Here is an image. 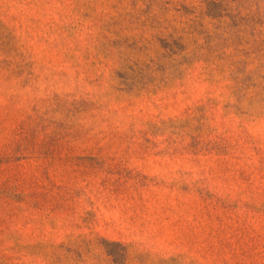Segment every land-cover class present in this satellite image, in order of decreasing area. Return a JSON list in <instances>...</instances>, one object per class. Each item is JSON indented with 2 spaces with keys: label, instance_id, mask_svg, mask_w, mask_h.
I'll list each match as a JSON object with an SVG mask.
<instances>
[{
  "label": "rangeland",
  "instance_id": "374dc122",
  "mask_svg": "<svg viewBox=\"0 0 264 264\" xmlns=\"http://www.w3.org/2000/svg\"><path fill=\"white\" fill-rule=\"evenodd\" d=\"M0 264H264V0H0Z\"/></svg>",
  "mask_w": 264,
  "mask_h": 264
}]
</instances>
